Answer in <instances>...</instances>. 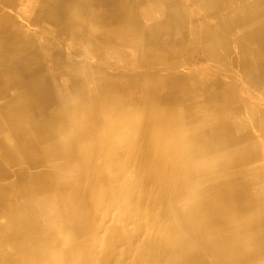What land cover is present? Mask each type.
Masks as SVG:
<instances>
[{"label": "bare ground", "instance_id": "6f19581e", "mask_svg": "<svg viewBox=\"0 0 264 264\" xmlns=\"http://www.w3.org/2000/svg\"><path fill=\"white\" fill-rule=\"evenodd\" d=\"M0 264H264V0H0Z\"/></svg>", "mask_w": 264, "mask_h": 264}, {"label": "rangeland", "instance_id": "374dc122", "mask_svg": "<svg viewBox=\"0 0 264 264\" xmlns=\"http://www.w3.org/2000/svg\"><path fill=\"white\" fill-rule=\"evenodd\" d=\"M194 11L198 12L199 10L195 7L193 8ZM200 14H202V12H200Z\"/></svg>", "mask_w": 264, "mask_h": 264}]
</instances>
